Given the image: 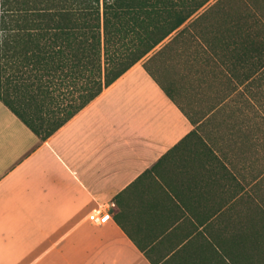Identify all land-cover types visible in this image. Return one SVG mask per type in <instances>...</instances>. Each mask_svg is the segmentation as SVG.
<instances>
[{
  "label": "crops",
  "instance_id": "1",
  "mask_svg": "<svg viewBox=\"0 0 264 264\" xmlns=\"http://www.w3.org/2000/svg\"><path fill=\"white\" fill-rule=\"evenodd\" d=\"M227 128L142 62L45 141L0 102V264H264V121Z\"/></svg>",
  "mask_w": 264,
  "mask_h": 264
},
{
  "label": "trees",
  "instance_id": "2",
  "mask_svg": "<svg viewBox=\"0 0 264 264\" xmlns=\"http://www.w3.org/2000/svg\"><path fill=\"white\" fill-rule=\"evenodd\" d=\"M139 62L172 100L152 69L179 70L200 103L186 138L222 134L230 99V125L240 101L251 123L264 0H0V102L41 141Z\"/></svg>",
  "mask_w": 264,
  "mask_h": 264
},
{
  "label": "rangeland",
  "instance_id": "3",
  "mask_svg": "<svg viewBox=\"0 0 264 264\" xmlns=\"http://www.w3.org/2000/svg\"><path fill=\"white\" fill-rule=\"evenodd\" d=\"M140 63V62H139ZM158 68V69H157ZM156 79L159 81V83L168 89L174 99V101L177 103V105L182 109V111L192 120H196L199 118V111L201 109V105L197 100L194 98L193 93L191 92L188 84L185 82V80L181 77L179 70L172 68L168 65H161L160 67H155L152 69ZM211 93V92H210ZM212 95V94H211ZM227 106L222 109L220 116L221 120L224 122L223 126V133L227 134L229 132L227 125L230 123L229 118V112L231 111V99L227 100ZM257 106L260 108L258 111L255 112V114L252 116L251 121L253 122H263L264 121V95H261L257 99ZM248 114H244V105L243 103H239L238 109H237V115L235 117V121L241 122L242 124H246L244 120L247 121ZM219 116V117H220ZM220 119V118H219ZM199 132L204 137H210L211 133L208 129H204V127L199 128ZM230 131L229 133H231ZM221 136V135H217Z\"/></svg>",
  "mask_w": 264,
  "mask_h": 264
},
{
  "label": "built area",
  "instance_id": "4",
  "mask_svg": "<svg viewBox=\"0 0 264 264\" xmlns=\"http://www.w3.org/2000/svg\"><path fill=\"white\" fill-rule=\"evenodd\" d=\"M111 219L108 212L94 211L88 216V221L94 226H102L109 222Z\"/></svg>",
  "mask_w": 264,
  "mask_h": 264
}]
</instances>
